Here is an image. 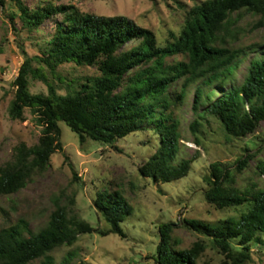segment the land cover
I'll use <instances>...</instances> for the list:
<instances>
[{
  "label": "trees",
  "instance_id": "1",
  "mask_svg": "<svg viewBox=\"0 0 264 264\" xmlns=\"http://www.w3.org/2000/svg\"><path fill=\"white\" fill-rule=\"evenodd\" d=\"M13 1L17 10L9 14L12 22L17 19L29 34L42 33L45 23L51 24V31L39 42L38 55L29 56L22 49L24 60L12 82L7 112L11 120H24L28 110L41 130L37 143H20L12 159L0 167V196L20 192L48 169L51 156L63 150L60 122L81 145L92 140L113 146L132 133L152 130L159 145L138 171L161 183L186 177L198 158L196 153L178 160L181 139L176 110L190 87L196 86L193 110L197 113L204 106L202 113L217 119L228 137L246 138L264 124V53L250 60L243 80L235 83L234 71L247 52L228 44V38H237L235 25L241 13L257 16L254 26H264V0H205L187 11L179 33L163 44H158L154 32L125 16L85 13L70 4L30 7L22 0ZM4 4L0 0V6ZM129 44L133 45L125 49ZM255 48L248 47L252 52ZM178 55L182 60L167 61ZM66 63L95 67L97 74L66 81L57 75V68ZM34 80L46 86L45 93L30 91ZM201 114L197 117L203 119ZM198 126L194 121L191 128L199 132ZM249 158L245 155L236 161L235 169L242 171ZM232 168L220 162L209 164L204 177L206 203L219 210L246 203L250 208L238 220L222 219L215 226L195 219L183 223L210 240L223 256V264H246L256 234L264 236V191L252 194L236 188ZM94 208L106 224L105 231L60 204L36 232L25 220L0 229V264H54V250L71 247L81 235L94 232L125 237L120 223L131 208L118 191H99ZM177 225L169 222L159 227L155 264H199L204 241L176 249L172 233ZM72 256L68 253L60 264H70Z\"/></svg>",
  "mask_w": 264,
  "mask_h": 264
},
{
  "label": "rangeland",
  "instance_id": "2",
  "mask_svg": "<svg viewBox=\"0 0 264 264\" xmlns=\"http://www.w3.org/2000/svg\"><path fill=\"white\" fill-rule=\"evenodd\" d=\"M3 1L4 6H0V167L12 159L17 145L32 146L40 136L41 128L28 110L24 113V120H11L7 108L14 93L12 82L24 60L22 49L29 56L38 55L39 42L51 31V24L45 23L41 26L42 33H27L17 19L12 22L9 17L17 10L14 1ZM22 1L30 7L50 2L74 5L85 13L125 16L154 32L158 44H163L171 40V34L179 33L187 11L205 0ZM257 19L255 15L241 13L235 25L237 38H228L229 46L247 52L234 71L235 83L243 80L250 60L264 53V26H254ZM15 28L19 31L15 32ZM250 46L256 47L255 52L248 49ZM179 60H182L181 55L167 59L168 62ZM96 74L95 67H79L71 63L57 68V75L66 81ZM54 81L59 84L56 78ZM195 89L196 86L189 88L185 101L176 110L181 139L178 160L190 159L198 153L186 177L161 183L139 173V167L159 145L158 136L152 130L132 133L113 146L92 140L81 145L68 126L60 122L63 150L54 153L48 169L36 175L23 190L0 196V229L25 220L28 228L36 232L46 223L55 205L60 204L93 228L105 231L106 224L96 212L94 200L99 191H118L131 208L130 214L120 223L125 237L116 234L103 236L98 232L81 235L73 246H63L51 253L54 264H60L68 253L73 254L70 264H155L159 227L169 222L178 224L172 233L176 249L189 248L197 240H202L205 250L198 263L223 264V256L212 247L210 240L189 228L183 220L195 219L215 226L222 219L238 220L240 214L250 208L246 203L219 210L207 204L203 191L208 186L204 177L209 174V164L220 162L233 167L234 186L239 190L252 194L264 191V124L246 138L228 137L217 119L202 113L204 106L197 112L202 113L203 119L197 117L193 110ZM30 91L45 93L46 86L34 80ZM60 92L64 93V90ZM194 121L199 124V132L191 128ZM245 155H250L247 166L238 172L235 163ZM250 251L251 261L246 264H264L262 234H256Z\"/></svg>",
  "mask_w": 264,
  "mask_h": 264
}]
</instances>
